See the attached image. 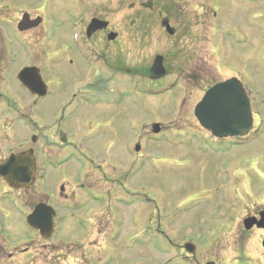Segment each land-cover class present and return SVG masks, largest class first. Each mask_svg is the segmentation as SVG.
Returning a JSON list of instances; mask_svg holds the SVG:
<instances>
[{"label":"rangeland","instance_id":"1","mask_svg":"<svg viewBox=\"0 0 264 264\" xmlns=\"http://www.w3.org/2000/svg\"><path fill=\"white\" fill-rule=\"evenodd\" d=\"M33 4L35 6L23 4L22 7L30 8L34 16L40 13L43 29L52 28L56 34L54 33V39H49L45 31L42 34L37 31L21 36L22 65L35 61L46 67L47 56L53 57L51 59L55 61L62 59L64 51L60 47L66 40L67 32L59 30L61 20L66 19L72 23L78 15L86 13L89 18L95 15L106 17L110 21L107 31L99 32L91 38L84 36L85 45L93 59H96L95 66L91 67L84 64L74 47L70 24L68 41L72 49L67 55L81 66L80 73H75L72 65L61 63L67 70V80H63L61 84H52L53 93L45 108L49 107L56 112L61 101L68 102L86 84L88 92H94L102 98L107 94L115 95L118 103L113 102L114 97L111 103L96 102L92 108L83 109L84 116L92 110L102 115L115 110L119 115V129H123L118 136L108 133L103 138L98 135L94 138L89 124H84V116L77 118L74 131L92 135L91 142L97 143V151L101 147L98 157L101 158V165H97L98 174H94V171L91 173L89 169L86 171L90 175L83 181L85 189L81 187L82 181L72 173L74 167L78 166H71L72 172L67 168V177L59 175L40 186L39 199H44L43 189L51 190L54 187L56 204L69 202L68 209L63 210L67 220L61 224L58 234L49 240L39 236L33 243V251L38 256L36 264H179L175 255L165 256L167 243L160 244L156 230L145 228L150 220L161 219L165 223V219L169 218L179 227L186 224L194 227L204 221L212 227L215 224L213 217L219 219L224 211L236 208L242 212L245 208H250L251 204L254 207L264 203L263 174L258 175V184H254L256 196L245 197L238 191L235 195L232 192L231 197H235L233 201L225 200L218 195V189L224 182H229L223 179L222 174L209 185H197L195 190L191 185L193 180L188 181L194 172L191 165H172L169 161L162 160L157 153L166 148L167 157L185 159L190 153L198 152L194 148L191 150L192 146L207 141L204 135L195 131L198 128L192 109L214 82L233 74L244 76L245 84L252 94L255 96V92L259 90L258 98L264 97V0L252 6V11L255 12L252 16H249L252 14L251 7L244 4L241 7L244 17L241 25L232 27L229 39L227 35L223 36L226 39V56L231 63L224 61L222 49L216 46L221 39L213 32L214 19L207 23V14L200 5L197 11L199 51L192 53L178 49V46L184 44L182 38L165 33L159 26L162 12L147 9L144 1L63 0L56 4L53 12L48 11L47 4ZM210 15L212 17L211 10ZM202 19H205V23ZM148 20H151L150 23ZM12 22L16 21L12 19ZM227 28H221V31L227 33ZM110 30L119 33L116 41L107 39V32ZM160 54L166 57L169 75L151 80L148 78V69L155 56ZM4 58V52L0 50V68ZM232 63L235 65H231ZM98 80L100 81L96 86L99 89H95L92 84ZM171 82H177L178 86L170 93L156 96L147 94L151 93L147 88L156 89ZM143 89L147 95L142 94ZM13 93L21 95L22 106H29L31 98L24 92L14 89ZM49 115L48 110L40 112V116L45 118ZM155 120L162 121L167 131L153 138L150 157L142 162L133 156L123 159L126 156V146L123 143L134 140L135 144L136 141H141L147 132H152V127L147 124ZM98 129L103 131L106 127L100 125ZM24 131L26 137L28 131L25 127ZM114 140L118 144L119 141L122 142L116 149L112 145ZM87 151L91 152L92 149L87 148ZM261 152L264 153L263 146ZM116 154L120 166L110 174L111 168L107 164L113 156L112 160L117 158ZM225 165L237 169V176L241 174L240 169L243 172L251 170L248 164L239 162L237 158L226 161ZM260 165L264 167V164ZM61 185H65L69 193L66 200L57 196ZM211 188L216 191L211 193ZM135 196H146L152 204L146 206L138 203ZM6 230L12 239L10 245L6 246L8 252H14L12 247L15 244L21 245L29 236H26L28 229L22 227H7ZM175 252L176 255L181 254L177 249ZM50 256L52 257L48 259Z\"/></svg>","mask_w":264,"mask_h":264},{"label":"flooded vegetation","instance_id":"2","mask_svg":"<svg viewBox=\"0 0 264 264\" xmlns=\"http://www.w3.org/2000/svg\"><path fill=\"white\" fill-rule=\"evenodd\" d=\"M61 1L63 0H0V50L4 52L5 57L1 60L2 66L0 68V164L12 155H19L31 149L33 167L32 181L28 188H21L0 175V229L25 227L27 216L39 203L40 186L42 187L48 179H55L59 175L67 177L66 169L71 171V166H78L74 167L73 172L71 171L73 175L79 173V161L82 157L91 164L101 160L98 158L101 147L100 151H97V143L91 142L92 135L74 131L77 118L84 116L83 109L85 107L92 108L94 103L102 102L101 95L93 92L87 100L85 93L88 89L85 84L73 94L68 102L61 101L56 112L49 107L45 108L48 98L53 93L52 84H61L63 80H67V70L61 63L72 65L74 72L80 73L81 66L74 59L65 58V54H69L72 49L70 41L64 40L62 42L60 47L64 51L62 59L55 61L51 59L53 57L48 56L47 66L40 65V71L48 85V93L45 97L30 95L31 105L30 108H26L22 106L21 95L18 96L13 93L14 89L22 92L24 90L16 78L18 71L23 67L20 64L22 57L21 36L30 35L37 31L41 34L43 31L56 34L54 29H43L42 23L36 28L21 30L18 25L24 14L23 4L31 6L34 5V2H39L41 5L47 4L48 11L53 12L56 4ZM143 1L147 8L162 12L159 23L165 33L172 37L182 38L184 44L178 46V49L192 53L199 51V18L197 13L199 5L207 14V23L212 18L214 19L212 23L213 32L221 39L216 46L224 51L226 39L223 36L230 35L232 27L241 25V20L244 19L241 7L242 4L247 3V0ZM31 16L35 18L40 15L31 14ZM12 19L16 22H12ZM202 20L205 21V19ZM150 21L148 20L149 23ZM221 28H225V30L227 28V33L222 32ZM59 30L62 32L66 30L67 35L65 36H69V21L61 20ZM164 61L166 63L165 56ZM228 63L231 62L228 61ZM26 65H36V63ZM99 81L92 84L95 89H99L96 86ZM25 92L28 94L26 90ZM109 96L110 94H107L105 99L107 100ZM42 110H48L50 112L49 117L40 116ZM118 116V112L115 110L104 115L92 110L86 113L83 120L85 125L89 124L93 136L98 135L103 138L108 133L118 136L119 133L123 132L122 128L119 129ZM24 117L29 119L28 126L23 125ZM256 121V127L263 130L264 114L257 115ZM100 125H104L106 129L99 130ZM24 127L28 131L26 137ZM105 141L104 139V143ZM263 142L262 140L259 145L255 146H234L235 138H228L221 142H208V146L205 147L206 152H197L186 158L195 168L191 185L196 190L197 185H209L218 180L222 174L223 179L229 181L228 183L224 182L222 187L218 189V195L222 199L233 201L234 195L238 191H241L245 197L256 196L254 184H258V175H264V167L260 165L264 164V153L261 152V147H264ZM121 143L119 141L118 144L116 140L112 141L113 148L116 149ZM87 148L92 149V151H87ZM221 149L222 152H220ZM124 150L125 158L132 154L130 146ZM210 154L212 155L210 156ZM140 155L143 156V153ZM115 157L117 158L113 160L111 158L110 164H108L113 171H117L119 163L117 154ZM232 158H237L239 162L248 164L251 170L243 172L239 168L241 174L237 176V169L225 165V162ZM97 165H101V163L98 162ZM199 165L200 170H198ZM94 169L97 171V166ZM62 187V194L66 196V186L63 185ZM53 189L54 187L51 190ZM44 190L51 191L49 189ZM209 191L213 193L216 189L211 188ZM232 192L234 195L231 197ZM47 200L49 201L48 198ZM253 205L251 204L250 208H245L242 212L237 211L236 208L222 212L219 219L216 216L213 217L215 224L212 227H209L204 221L197 223L194 227L189 224L182 227L178 226L175 232L176 249L181 254L176 255L175 253L174 255L190 258L193 264H264V203L254 207ZM247 219H253L254 222L249 224L246 222ZM159 225L161 226L162 223L159 222ZM200 225L207 230L206 239L197 242L196 236ZM187 243H191V253L185 247ZM6 246L4 241L0 243V264H8V262L9 264H36L37 252L33 251L32 256H14L15 253L5 251ZM29 249V247L25 248L24 252L29 251ZM228 256L232 257L229 258Z\"/></svg>","mask_w":264,"mask_h":264},{"label":"water","instance_id":"3","mask_svg":"<svg viewBox=\"0 0 264 264\" xmlns=\"http://www.w3.org/2000/svg\"><path fill=\"white\" fill-rule=\"evenodd\" d=\"M38 23V20L30 21L29 15L26 14L19 26L20 29H27ZM106 26L107 23L94 19L89 26V33ZM115 37V33L110 34L111 39ZM33 75L34 70L27 68L21 71L19 78L34 92L43 94L45 85L41 76L39 75V80L34 84L31 81ZM150 75L153 78L165 75L162 56L156 58L154 66L150 70ZM196 115L203 126L212 130L218 136L244 134L251 126L252 119L245 90L236 79L219 84L211 89L204 100L197 106ZM154 131H159L158 124L155 125ZM30 166V159L26 155H22L9 159L1 166L0 172L5 176L11 177V180L20 185L28 186L31 179ZM54 215L51 207L39 205L35 212L30 215L29 223L33 228L41 229L42 235L48 238L54 228Z\"/></svg>","mask_w":264,"mask_h":264}]
</instances>
